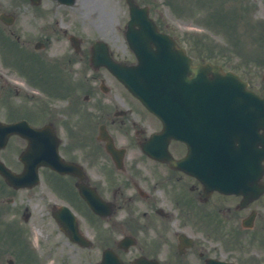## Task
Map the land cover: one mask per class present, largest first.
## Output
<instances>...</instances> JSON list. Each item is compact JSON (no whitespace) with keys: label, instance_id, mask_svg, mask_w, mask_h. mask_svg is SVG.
<instances>
[{"label":"flooded vegetation","instance_id":"flooded-vegetation-1","mask_svg":"<svg viewBox=\"0 0 264 264\" xmlns=\"http://www.w3.org/2000/svg\"><path fill=\"white\" fill-rule=\"evenodd\" d=\"M115 1L122 7V0ZM78 3L89 7L90 0H76L73 6L58 0H0V121H24L25 132L44 130L41 148L28 152L25 160L21 156L30 141L18 135L0 150V158L14 174H26L25 179L34 183L15 188L0 174V264H28L20 232L26 230L25 225L37 221L63 234L67 220L63 212L54 211L62 205L75 213L94 243L116 242L120 233L135 236L138 242L139 238L152 240L149 230L163 238L162 246L152 244L151 253L130 259L123 256L127 263L148 258L161 264H208V259L264 264V196L243 206L244 195L214 192L208 196L206 185L197 179L199 173L204 182L219 173L217 149H229L221 124V134L212 142L203 133L217 122L207 124L205 119L199 124V136L192 138V123L187 120V141L171 140L162 154L169 160L147 154L157 148L151 140L162 124L127 94L107 68L92 63L94 42L89 41L90 33L78 32ZM113 41L111 55L124 61L120 52L125 43H119V37ZM19 58L26 71L25 78L21 77L32 93L14 85L21 79L16 72ZM247 82L253 89V69L248 70ZM54 145L60 158L58 170L43 164L50 155L47 146L54 149ZM207 164L215 165L214 174ZM31 165H37V171L28 169ZM249 172L237 174L244 190L251 188ZM79 186L97 190L104 201L101 211L112 214L106 219L95 215L80 197ZM35 206L39 216L33 211ZM169 211L198 215L204 242L219 243L217 248L203 244L198 257L193 249L190 254L171 255L168 240L162 236ZM128 213L134 215L136 235L126 230ZM106 228L108 235L99 238L98 231ZM117 245L106 243V247Z\"/></svg>","mask_w":264,"mask_h":264},{"label":"water","instance_id":"water-1","mask_svg":"<svg viewBox=\"0 0 264 264\" xmlns=\"http://www.w3.org/2000/svg\"><path fill=\"white\" fill-rule=\"evenodd\" d=\"M132 21L129 23L128 39L135 50L140 64L133 68L119 69L112 65L113 72L126 84L128 89L153 111L167 126L171 111L169 100L172 89L181 87L186 95L196 97L201 101L211 103V96L216 97L217 105H225L226 95L232 105V112L247 120V112L254 113V142L256 178L259 174V162L263 154L257 146L261 143L260 129H264V101L256 95L247 94L245 85L232 73L220 75L210 83L203 75L212 72L209 68L190 69L191 59L183 51L176 48L169 36L161 34L157 27L150 22L147 10L131 6ZM140 29L136 30L135 26ZM156 48V49H154ZM192 72L196 78L189 80L187 74ZM201 74V75H200ZM226 92H225V90ZM201 102V103H204ZM222 102V103H221ZM221 111L220 109H218ZM222 113L224 109L222 108Z\"/></svg>","mask_w":264,"mask_h":264},{"label":"rangeland","instance_id":"rangeland-1","mask_svg":"<svg viewBox=\"0 0 264 264\" xmlns=\"http://www.w3.org/2000/svg\"><path fill=\"white\" fill-rule=\"evenodd\" d=\"M190 1L191 0H183L185 3H189ZM215 1L217 2L218 0ZM247 1L249 2V0ZM92 2L94 3H89V7L83 8L87 13L88 19H84L85 16L82 18L81 14H78V21H80V23L81 20L89 21L92 31L95 33L103 32L108 37H112L113 34L123 29L125 22L129 20L128 7L125 6L123 9L115 0H92ZM165 2L166 0H156L155 5L151 7V15L161 20L164 24L163 26L172 29L175 35H179L182 38L183 34L188 32L190 36L200 41L202 48L207 49L208 46H211L213 53L216 52V54H220L221 49L226 46L228 54L224 61L234 60L232 64L247 63L246 58L248 57L233 55L229 49L231 43H227V40L230 39L228 36L229 30L227 28L222 29L221 33H217L215 27H212L209 22L203 25V23L200 22L201 16L197 17V14L190 8L175 4V6L168 7ZM225 2L226 1H223L222 5H225ZM250 2L253 7L252 10H249L250 14L256 17H263L264 1L250 0ZM226 5H231L228 0ZM213 8H216V4H213L212 9ZM226 8L232 14V6ZM97 13L99 14L97 15ZM241 13L239 15H241ZM201 15H204V12ZM226 15H228V13ZM123 20H125V22ZM241 24L244 25L245 23ZM234 42H236L235 39ZM242 43L244 42L242 41ZM255 73L257 75L255 83H262L261 77L264 73V67L255 68ZM33 211L38 215L39 208L35 206L33 207ZM30 225L31 226L28 228L30 232L27 235L28 243L35 246L40 259H46L50 255L48 264H88V257L91 258L90 255L94 254V252H91L88 255L87 252L78 251L76 248L63 243L60 236H56L53 239L51 238L50 242H48L49 232L52 231L51 226L37 225V221L35 224L32 223ZM95 256L96 257L93 256V260L98 259L96 253Z\"/></svg>","mask_w":264,"mask_h":264}]
</instances>
